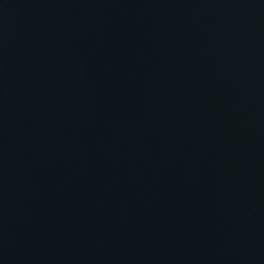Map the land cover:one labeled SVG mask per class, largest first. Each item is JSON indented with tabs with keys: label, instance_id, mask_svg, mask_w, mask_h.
<instances>
[{
	"label": "water",
	"instance_id": "water-1",
	"mask_svg": "<svg viewBox=\"0 0 264 264\" xmlns=\"http://www.w3.org/2000/svg\"><path fill=\"white\" fill-rule=\"evenodd\" d=\"M0 264H264V0H0Z\"/></svg>",
	"mask_w": 264,
	"mask_h": 264
}]
</instances>
